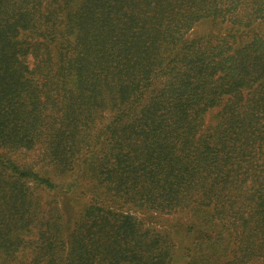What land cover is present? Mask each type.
I'll list each match as a JSON object with an SVG mask.
<instances>
[{
	"label": "trees",
	"instance_id": "1",
	"mask_svg": "<svg viewBox=\"0 0 264 264\" xmlns=\"http://www.w3.org/2000/svg\"><path fill=\"white\" fill-rule=\"evenodd\" d=\"M0 264H264V0H0Z\"/></svg>",
	"mask_w": 264,
	"mask_h": 264
},
{
	"label": "rangeland",
	"instance_id": "2",
	"mask_svg": "<svg viewBox=\"0 0 264 264\" xmlns=\"http://www.w3.org/2000/svg\"><path fill=\"white\" fill-rule=\"evenodd\" d=\"M206 28H207V25L205 23H203V24L198 25L195 31L197 34L205 33L209 30L208 28L207 29ZM210 117H211V114H208L206 116L205 121L208 122V119ZM12 157L16 162L25 163V164H34L35 165L36 162L38 161V153L35 151H33V152H15L12 154ZM84 204H85V200H81L80 203L77 204V209H79ZM162 219L175 222V220H170V218H167L165 216H163ZM161 222H162V227H164L165 226L164 222L163 221H161ZM172 222H169V223L167 222L165 224L168 227V226H171L173 224Z\"/></svg>",
	"mask_w": 264,
	"mask_h": 264
}]
</instances>
